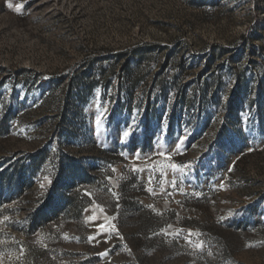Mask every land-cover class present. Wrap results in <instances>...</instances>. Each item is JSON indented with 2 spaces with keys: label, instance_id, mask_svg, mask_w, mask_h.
I'll return each mask as SVG.
<instances>
[{
  "label": "rangeland",
  "instance_id": "374dc122",
  "mask_svg": "<svg viewBox=\"0 0 264 264\" xmlns=\"http://www.w3.org/2000/svg\"><path fill=\"white\" fill-rule=\"evenodd\" d=\"M145 44L132 86L125 53ZM73 191L82 220L44 231ZM31 245L61 264H264V0H0V264Z\"/></svg>",
  "mask_w": 264,
  "mask_h": 264
},
{
  "label": "trees",
  "instance_id": "16d2710c",
  "mask_svg": "<svg viewBox=\"0 0 264 264\" xmlns=\"http://www.w3.org/2000/svg\"><path fill=\"white\" fill-rule=\"evenodd\" d=\"M155 46L145 44L141 47L133 49L125 55L133 56L136 65L129 67L128 64L121 66V70H127L130 73V82L134 86L143 79V73L141 69V63L146 61L149 63L151 59V53ZM124 55H119L122 57ZM115 65H111L109 70L114 71ZM203 91V90H200ZM197 91L194 92L196 95ZM43 160V159H42ZM90 200L85 195H80L78 192H72L66 201V207L63 212H59L51 216V219L42 223V229L47 232H54V226L60 223V220L65 217H73L76 221L82 220L83 212L89 206ZM44 216V215H42ZM47 218V217H46ZM45 220V219H44ZM25 264H61L57 259L56 251L52 247H40V246H29L27 247L26 262Z\"/></svg>",
  "mask_w": 264,
  "mask_h": 264
},
{
  "label": "snow or ice",
  "instance_id": "6c2138e0",
  "mask_svg": "<svg viewBox=\"0 0 264 264\" xmlns=\"http://www.w3.org/2000/svg\"><path fill=\"white\" fill-rule=\"evenodd\" d=\"M8 6H9L10 8L12 7L11 4H9ZM21 7H22V6H17L15 10H16L17 12H20V11H21ZM96 123H97V125H99V124L101 123V118H100V117L97 118ZM132 132H133V129H127V130L123 131L122 136H121V140H122V142H123L124 139L128 138V137L132 134ZM180 143H181V141L178 139V140L176 141V145L178 146ZM159 154H160V155H168V157H169V159H170V153L165 154L163 151H161ZM136 158L139 159V154H136ZM171 168H172L173 170H182V169H178V168H177V165H175V164H172V165H171ZM134 170H136V169H134ZM45 179H47V177H45ZM175 183H176V182L173 181V185H174V186H175ZM85 211H87V209H86ZM101 211H103V207H102V206H101ZM4 219L7 220L6 217H5ZM101 227H103V226H101ZM188 235H189V237H190V236H192V233H189ZM189 243H193V241L189 240ZM195 247H196V249H202V248H203V243H202V242H196V243H195Z\"/></svg>",
  "mask_w": 264,
  "mask_h": 264
}]
</instances>
